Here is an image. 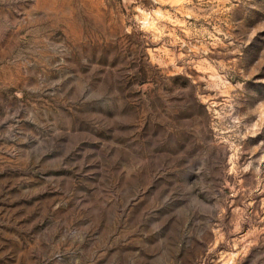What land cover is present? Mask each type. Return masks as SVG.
Wrapping results in <instances>:
<instances>
[{"label":"rangeland","instance_id":"obj_1","mask_svg":"<svg viewBox=\"0 0 264 264\" xmlns=\"http://www.w3.org/2000/svg\"><path fill=\"white\" fill-rule=\"evenodd\" d=\"M0 264H264V0H0Z\"/></svg>","mask_w":264,"mask_h":264}]
</instances>
